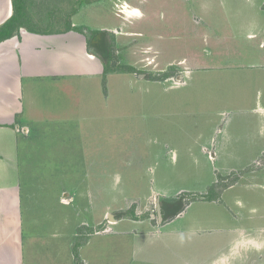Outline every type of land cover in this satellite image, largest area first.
Instances as JSON below:
<instances>
[{"label": "rangeland", "instance_id": "1", "mask_svg": "<svg viewBox=\"0 0 264 264\" xmlns=\"http://www.w3.org/2000/svg\"><path fill=\"white\" fill-rule=\"evenodd\" d=\"M131 7L141 16L124 15ZM73 9L92 32L118 27L105 34L115 70L106 92L102 77L37 87L42 119L32 122L28 144L35 157L20 169L23 193L28 176L40 192L24 206L57 208L55 223L32 215L30 230L47 243L36 244L48 248L41 254L51 247L57 264H72L85 221L95 231L102 225L90 234L85 254L101 244L88 264H264V242L237 251L232 244L236 228L264 227V0L23 3L28 20L47 31L66 28ZM127 66L133 72H120ZM218 181H233L218 200L186 203ZM180 197L183 211L158 223L156 199ZM132 207L143 219L108 220Z\"/></svg>", "mask_w": 264, "mask_h": 264}, {"label": "crops", "instance_id": "2", "mask_svg": "<svg viewBox=\"0 0 264 264\" xmlns=\"http://www.w3.org/2000/svg\"><path fill=\"white\" fill-rule=\"evenodd\" d=\"M250 2L252 5L255 0H250ZM201 5L204 6V3ZM131 8V10L125 9L124 15L133 18L141 16L139 7ZM12 13V0H0V27L11 17ZM79 14L80 12L70 17L71 28L69 29L35 32L13 23L15 25L8 30L11 35L0 41V264H57L58 262L57 249L53 254L50 247L48 254L43 256L41 251L48 250V248L39 249L36 244L47 245L46 239L41 231L30 230L37 228L38 223L37 218L34 216L33 218L32 215L44 216L55 223L58 217L57 208L33 210L24 206V202L26 205L33 204L40 192L35 193L32 190L34 179L28 176L25 181L31 185H26L27 193H23L21 186L24 183L23 171L20 167L30 166V161L35 157L32 155L34 147L28 144H32L30 140L32 128L35 130L32 122L42 119V116L38 114L42 110H37L35 106L37 87L42 86L43 88L58 83L70 84L74 78L78 77L103 78L104 63L94 50L88 48L87 40L92 32L88 28V19L82 22L84 27H80L77 21ZM117 28L116 26L100 27L97 30L101 29L112 33L111 35H116L118 34L115 31ZM247 30L244 26L241 32L247 34V37H252L253 33L250 32L252 30L249 28ZM107 76L108 73L106 82ZM68 86L71 85L66 87ZM104 92H106V83ZM58 202L68 206L67 203L60 201V197ZM104 215H106L105 210L102 218ZM240 217H238L239 221H241ZM125 218L133 219L127 216L119 218L120 220L115 218L117 222L114 225H118L117 223ZM134 220L140 221V219ZM82 222L81 224L87 225L86 222ZM99 222L100 219L97 223ZM262 231L264 227L255 224L254 226L248 224L247 229L243 227L238 231L236 228L232 243L234 250L261 246L264 242L261 238ZM114 232L116 231L112 228L110 233ZM246 233L248 237H242ZM61 234L65 235L64 231ZM52 235H58V231L56 230ZM93 235H100V233L95 231ZM73 236H75L74 233ZM91 236L89 234L86 242L79 247L77 260H74L72 252V264L80 260L88 264L87 255L91 256L98 244H101L100 240L96 241L92 252L85 254V250L91 243ZM67 245L69 247V242ZM35 247L37 248L34 249ZM81 249H83L84 256L80 252Z\"/></svg>", "mask_w": 264, "mask_h": 264}, {"label": "trees", "instance_id": "3", "mask_svg": "<svg viewBox=\"0 0 264 264\" xmlns=\"http://www.w3.org/2000/svg\"><path fill=\"white\" fill-rule=\"evenodd\" d=\"M61 0H57V3L60 2ZM88 1V0H87ZM23 3L24 0H12V6H13V13L11 17L0 27V41L3 40L4 38L8 37L11 35V33L8 32V30L11 28V26H14L16 23L17 25H21L26 27L30 31H35V32H42L46 31L41 29L40 26H37L30 20H28L26 14L24 13L23 10ZM75 9H73L69 14L68 18L66 20V29L71 28V21L70 17L71 14L74 13ZM8 28V29H7ZM107 34L106 31L104 30H97L95 32H91V34L88 37L87 44L88 48L91 50H94L96 54L99 55V57L102 59L104 63V73H103V78H102V83H103V88L105 90V83H106V74L108 72H113L115 69L112 67H108L106 62L109 57V49L108 45L106 42V36ZM112 68V69H111ZM120 71V70H119ZM120 72H133V69L129 66L125 67L123 71ZM232 182H226V181H218L211 183L209 187L207 188L205 193H194L191 197L190 200H188L186 203L189 201H197V200H206V201H211V200H218L222 191L231 185ZM189 194L188 192L182 193L181 195L186 196ZM183 197L178 198L177 200H174L173 202H166V201H160L161 205V210H162V219L163 221H166L168 219L174 218L177 214H179L183 209L185 208L184 201H182ZM116 218H122V217H130L133 219H141L144 217L136 215L134 212L133 207L130 208V210H122L118 213L115 214ZM98 229L96 231L102 229V225H98ZM95 230H91L87 225L81 224L77 227L76 230V239L72 243V252L74 253V260L78 259V249L79 247L86 242L88 239L89 234L93 233ZM76 264H78V261H75Z\"/></svg>", "mask_w": 264, "mask_h": 264}, {"label": "water", "instance_id": "4", "mask_svg": "<svg viewBox=\"0 0 264 264\" xmlns=\"http://www.w3.org/2000/svg\"><path fill=\"white\" fill-rule=\"evenodd\" d=\"M155 211H156V215L158 217V222L160 223L162 221V210H161V205L159 200H156V204H155ZM108 220L110 221H115V218L112 214H108Z\"/></svg>", "mask_w": 264, "mask_h": 264}]
</instances>
